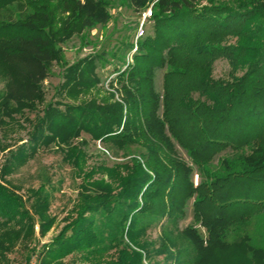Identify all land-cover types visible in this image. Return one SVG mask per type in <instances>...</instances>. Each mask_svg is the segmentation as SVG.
<instances>
[{"label":"trees","instance_id":"trees-1","mask_svg":"<svg viewBox=\"0 0 264 264\" xmlns=\"http://www.w3.org/2000/svg\"><path fill=\"white\" fill-rule=\"evenodd\" d=\"M70 2L83 28L104 26L111 19L95 0H0V67L8 102L21 106L37 98L57 60L56 15L62 7L69 13ZM130 2L138 13L153 10L154 32L137 45L133 65L116 69L124 105L86 116L73 107L67 114L74 119L56 116V131L70 127L74 138L85 130L105 144L139 149L129 159L131 174L117 179L118 186L104 179L85 183L90 177L84 178L79 217L70 225L72 235L53 245L54 258L96 248L103 220L135 241L144 222H178L191 211L207 232L203 239L196 229L186 230L204 252L200 261L212 256L221 264H264V247L245 232L252 214L236 210L245 204L264 210V201L250 200L246 192L245 199L233 195L236 185L264 184V0H229L214 9L198 8L199 0ZM233 38L235 46L228 44ZM220 58L231 71L227 79L216 80L212 66ZM158 70L165 71L162 92L156 87ZM216 158L220 170L213 172L209 167ZM108 173L112 178L113 172ZM20 204L0 187L3 221L15 222L24 213ZM86 214L101 216L103 222L85 219ZM6 250L0 241V254ZM94 250L87 256L101 263L105 251ZM120 255L122 264H144L138 250L123 249ZM230 257L234 263H227Z\"/></svg>","mask_w":264,"mask_h":264},{"label":"rangeland","instance_id":"rangeland-1","mask_svg":"<svg viewBox=\"0 0 264 264\" xmlns=\"http://www.w3.org/2000/svg\"><path fill=\"white\" fill-rule=\"evenodd\" d=\"M95 1L103 4L111 15L104 26L83 28L71 2L69 13L65 12L66 7L60 8L52 33L57 60L33 101L20 106L6 100L7 78L0 67V187L14 193L22 201L19 211H24L17 213L15 222L0 218V241L8 249L1 252L0 264H28L29 259L30 264H122L123 249L142 252L144 264H221L212 256L200 261L204 252L196 244L195 236L186 230L196 229L203 239L207 232L194 221L191 211L186 219L178 222L154 218L144 222L135 241L117 224L109 225L101 216L86 214L85 219L105 222L99 232L100 243L94 248L96 251L109 248L104 250L101 263L87 256L88 252L95 251L90 248L83 253L54 258L53 245L64 243L62 237L72 235L70 225L79 217L80 186L86 181L84 178L90 177L85 183L104 179L118 186L117 179L131 174L129 159L139 149L135 145L120 148L105 144L85 130L74 138H70V127L65 132L56 131V124L60 122L56 116L74 119L72 114H67L73 107L83 110L86 116L124 105L125 95L120 92L116 69L125 71L128 65H133L137 45L154 32L151 8L138 13L130 0ZM224 1L229 0H199L197 6L214 9ZM235 42L233 38L228 44L235 46ZM230 71V63L220 58L212 66V77L227 79ZM164 73V70L157 73L159 92L163 91ZM181 155L190 162L183 150ZM209 170H220L217 158ZM109 171L113 172L112 178ZM200 180L196 170L194 184L198 185ZM245 192L250 200L264 201V184L233 188L235 197L245 199ZM236 210L252 214L245 232L255 245L264 247V210L250 204L238 206ZM21 217H30V223L21 225ZM151 221L152 225H146ZM230 262L234 263L235 258L230 257L227 263Z\"/></svg>","mask_w":264,"mask_h":264}]
</instances>
